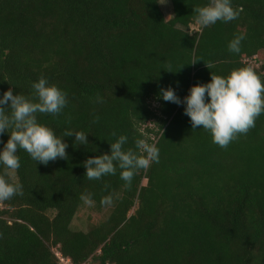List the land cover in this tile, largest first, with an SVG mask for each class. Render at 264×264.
Returning <instances> with one entry per match:
<instances>
[{"label": "trees", "instance_id": "trees-1", "mask_svg": "<svg viewBox=\"0 0 264 264\" xmlns=\"http://www.w3.org/2000/svg\"><path fill=\"white\" fill-rule=\"evenodd\" d=\"M170 2L167 20L159 0H0V95L33 99L31 84L46 78L68 104L37 118L69 145L67 160L47 165L17 153L12 182L24 194L0 201V264H264V115L221 148L192 128L183 105L160 98L171 86L183 99L212 73L239 68L264 80V0H232L237 20L196 32L193 9L208 0ZM240 34L241 53H231ZM68 129L89 134L88 145L63 137ZM120 135L125 150L138 138L155 145L159 162L130 187L119 168L88 180L84 161ZM83 194L101 219L86 216L77 231ZM108 195L113 204L102 206Z\"/></svg>", "mask_w": 264, "mask_h": 264}, {"label": "clouds", "instance_id": "clouds-1", "mask_svg": "<svg viewBox=\"0 0 264 264\" xmlns=\"http://www.w3.org/2000/svg\"><path fill=\"white\" fill-rule=\"evenodd\" d=\"M240 11L242 9L232 6V0H208L204 6L193 9L194 22L202 29L218 21L229 23L239 18ZM244 39L243 34L235 36L228 44L229 51L240 54ZM31 87L35 93L33 99L22 94L14 95L12 88L0 95V145H3L0 147V201L24 194L23 185L12 182L21 167L17 154L20 150L42 165L58 158L68 159L66 149L69 145L63 142L64 138L37 118V113L53 117L62 114L68 104L67 94L55 85H50L44 77L33 82ZM160 98L165 102L183 105L184 114L190 117L193 129L202 126L211 134L214 144L227 148L238 135L247 134L255 127L256 119L264 115V80L251 67L239 68L227 76L212 73L209 83L192 86L183 99L176 95L171 86L161 89ZM96 102L103 103V98L97 97ZM5 134L9 136L6 143L2 139ZM88 135L74 129L63 133V137L74 136V143L78 142L80 146L88 145ZM127 143L128 137L120 135L114 143H110L108 153L86 159L83 167L87 179L100 180L104 176H114L119 168L120 179L126 187H130L139 170H146L152 162H159V149L155 145L138 138L135 149L125 150ZM80 198L86 205L95 203L91 194H83ZM100 203L102 206H111L113 196L103 197Z\"/></svg>", "mask_w": 264, "mask_h": 264}, {"label": "rangeland", "instance_id": "rangeland-1", "mask_svg": "<svg viewBox=\"0 0 264 264\" xmlns=\"http://www.w3.org/2000/svg\"><path fill=\"white\" fill-rule=\"evenodd\" d=\"M159 6H160V8H161V10H162V12H163V14L167 20L172 18L173 12H172V5H171L170 0H166V2H165V0H159ZM199 29H200V26H198V25L191 26V31H193V32L199 31ZM248 62L252 67L259 66V64L256 62L255 59L249 60ZM80 214H81L80 216H79V214L76 216V218L73 221V225H72V228L74 230H77V231H79V229H87L86 216H90L91 219L93 220L94 224L98 223L101 219V216L94 213L89 205H87L81 211Z\"/></svg>", "mask_w": 264, "mask_h": 264}, {"label": "built area", "instance_id": "built-area-1", "mask_svg": "<svg viewBox=\"0 0 264 264\" xmlns=\"http://www.w3.org/2000/svg\"><path fill=\"white\" fill-rule=\"evenodd\" d=\"M60 263H61V264H69V260L64 261V260L60 259Z\"/></svg>", "mask_w": 264, "mask_h": 264}, {"label": "water", "instance_id": "water-1", "mask_svg": "<svg viewBox=\"0 0 264 264\" xmlns=\"http://www.w3.org/2000/svg\"><path fill=\"white\" fill-rule=\"evenodd\" d=\"M95 264H99V263H95Z\"/></svg>", "mask_w": 264, "mask_h": 264}]
</instances>
